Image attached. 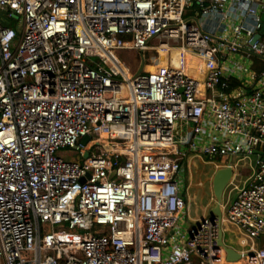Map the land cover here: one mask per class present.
Segmentation results:
<instances>
[{
	"label": "built area",
	"instance_id": "obj_1",
	"mask_svg": "<svg viewBox=\"0 0 264 264\" xmlns=\"http://www.w3.org/2000/svg\"><path fill=\"white\" fill-rule=\"evenodd\" d=\"M187 157L250 160L221 218L186 221ZM263 234L264 0H0V264H264Z\"/></svg>",
	"mask_w": 264,
	"mask_h": 264
},
{
	"label": "rangeland",
	"instance_id": "obj_2",
	"mask_svg": "<svg viewBox=\"0 0 264 264\" xmlns=\"http://www.w3.org/2000/svg\"><path fill=\"white\" fill-rule=\"evenodd\" d=\"M201 10V7L195 3L193 6L190 8L186 9V16H190L195 14L197 11ZM15 17V16H14ZM17 19V18H16ZM150 45H156L157 41L155 39H152L149 41ZM118 54L119 58L127 63L131 69L135 70L137 67V72L139 71L143 58L147 59L143 73L148 72V68L154 67V65H150L148 60L150 59V53H146L142 55L141 52L136 51V50H119L116 51ZM246 58H248L249 62H254L256 61L255 56H248L247 54H244ZM153 59V56H152ZM152 62V61H150ZM60 154L67 159H79V153L70 147H64L60 149ZM234 162H237L235 159ZM250 160L247 159L246 161L243 162H238V167L236 172H241L242 175L238 176L236 175L235 178L233 179V184H229L228 188L226 189L224 193V201H233L235 199V195H231L230 199L229 197V191L233 188L234 184H238L239 186H242L244 183L245 179L252 174L251 166H250ZM183 165H185V183L183 184V195L187 201V204L189 206V215L186 217V221L189 223H192L191 221V216L195 215H201L203 213H211V209L206 210V206L210 203L212 205H215L216 199L213 193V185H212V180L214 176V172L216 170L215 164L213 163H208L205 162L203 158L200 157H187L183 161ZM208 213V214H209ZM229 227V226H228ZM230 228H233L230 225ZM234 236V235H233ZM225 239L228 241V243H231L229 240V235L226 234ZM263 241H264V236H263ZM264 244V243H263ZM258 247H260L258 245ZM264 247V245H263Z\"/></svg>",
	"mask_w": 264,
	"mask_h": 264
},
{
	"label": "water",
	"instance_id": "obj_3",
	"mask_svg": "<svg viewBox=\"0 0 264 264\" xmlns=\"http://www.w3.org/2000/svg\"><path fill=\"white\" fill-rule=\"evenodd\" d=\"M259 35H257L258 37ZM254 56L256 54L251 53ZM152 54H150V59L152 58ZM144 69V61L142 62V65L139 69V73L142 72ZM89 137H85L84 142L86 143L88 141ZM86 157L88 154L85 155ZM234 168L232 167V158H228L223 166H221L218 170H216L212 185H213V193L216 198L215 205L211 208V215L218 216V218L222 217V202L224 199V193L226 189L228 188L229 184L231 183L232 179L234 178ZM224 232L223 229H221L220 238H219V244H221L227 253V259L228 261H238L241 259L242 254L238 252L235 248L232 246H228L225 244L224 240Z\"/></svg>",
	"mask_w": 264,
	"mask_h": 264
},
{
	"label": "crops",
	"instance_id": "obj_4",
	"mask_svg": "<svg viewBox=\"0 0 264 264\" xmlns=\"http://www.w3.org/2000/svg\"><path fill=\"white\" fill-rule=\"evenodd\" d=\"M155 68V66L153 67H150V69H154ZM221 166H223V165H220V166H215L216 167V170H218ZM184 167H185V165H184ZM185 169V168H184ZM184 169H183V177L185 178V172H184ZM216 170H215V172H216ZM215 172H214V174H215ZM238 173H239V171H238ZM183 178V179H184ZM184 183H185V179H184ZM229 197H228V199H230V196L232 195H235V191H232V189L229 191ZM214 205H212V204H208L207 206H206V210H209V209H211L212 207H213ZM209 213V212H208ZM203 213V214H201V215H195V216H191L190 218L191 219H197V218H199V217H201V216H203V215H210L211 213ZM223 232H224V237H223V240H224V242H225V244H227L228 246H232L233 248H235L236 250H241V246H240V244H239V242H238V236H239V231L237 230V229H235L234 227L233 228H230V226L228 227L227 226V228H223ZM226 234H228L229 235V240L231 241V243H228V241L225 239V236H226ZM234 235V236H233ZM263 236H264V234L260 237V239L259 240H257L256 241V246H263L264 244V241H263Z\"/></svg>",
	"mask_w": 264,
	"mask_h": 264
},
{
	"label": "bare ground",
	"instance_id": "obj_5",
	"mask_svg": "<svg viewBox=\"0 0 264 264\" xmlns=\"http://www.w3.org/2000/svg\"><path fill=\"white\" fill-rule=\"evenodd\" d=\"M102 138L106 139V136H102Z\"/></svg>",
	"mask_w": 264,
	"mask_h": 264
}]
</instances>
